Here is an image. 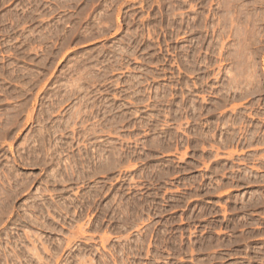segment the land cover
<instances>
[{"label":"rangeland","instance_id":"374dc122","mask_svg":"<svg viewBox=\"0 0 264 264\" xmlns=\"http://www.w3.org/2000/svg\"><path fill=\"white\" fill-rule=\"evenodd\" d=\"M0 264H264V0H0Z\"/></svg>","mask_w":264,"mask_h":264}]
</instances>
